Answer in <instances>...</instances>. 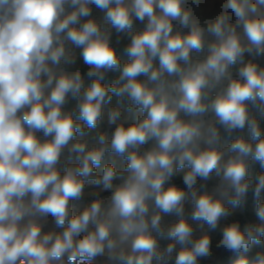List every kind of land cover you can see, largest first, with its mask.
<instances>
[{
  "label": "clouds",
  "instance_id": "clouds-1",
  "mask_svg": "<svg viewBox=\"0 0 264 264\" xmlns=\"http://www.w3.org/2000/svg\"><path fill=\"white\" fill-rule=\"evenodd\" d=\"M225 255L264 264V0H0V264Z\"/></svg>",
  "mask_w": 264,
  "mask_h": 264
},
{
  "label": "rangeland",
  "instance_id": "rangeland-1",
  "mask_svg": "<svg viewBox=\"0 0 264 264\" xmlns=\"http://www.w3.org/2000/svg\"><path fill=\"white\" fill-rule=\"evenodd\" d=\"M252 203H253V201H252V199L250 197L249 198V203H248V205L246 206V208L244 210L245 212H247V211L250 212L251 211ZM221 264H227V257H226V255L221 258Z\"/></svg>",
  "mask_w": 264,
  "mask_h": 264
}]
</instances>
